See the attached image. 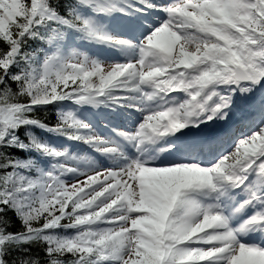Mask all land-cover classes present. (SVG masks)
<instances>
[{"label":"snow or ice","instance_id":"1","mask_svg":"<svg viewBox=\"0 0 264 264\" xmlns=\"http://www.w3.org/2000/svg\"><path fill=\"white\" fill-rule=\"evenodd\" d=\"M0 264H264V0H0Z\"/></svg>","mask_w":264,"mask_h":264},{"label":"trees","instance_id":"2","mask_svg":"<svg viewBox=\"0 0 264 264\" xmlns=\"http://www.w3.org/2000/svg\"><path fill=\"white\" fill-rule=\"evenodd\" d=\"M47 112L41 111L37 115L40 118L45 119L47 122H53L55 119L54 116L51 117V114L49 113V111ZM21 134L23 135V131H21ZM9 216H12V214L9 213ZM12 219H13L14 226L18 227V222L15 221V217H12ZM32 252L34 255H38L41 259H43V252L39 248H33Z\"/></svg>","mask_w":264,"mask_h":264},{"label":"rangeland","instance_id":"3","mask_svg":"<svg viewBox=\"0 0 264 264\" xmlns=\"http://www.w3.org/2000/svg\"><path fill=\"white\" fill-rule=\"evenodd\" d=\"M86 115H88V113H86ZM97 115H98L97 119L103 121V117H102L101 115H104V116H105L106 114H101V115H100V114H97ZM89 116H90V115H89ZM90 118H91V117H90Z\"/></svg>","mask_w":264,"mask_h":264}]
</instances>
